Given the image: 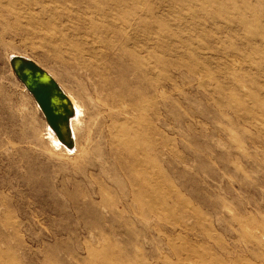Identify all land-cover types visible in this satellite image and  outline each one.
<instances>
[{"label":"rangeland","instance_id":"obj_1","mask_svg":"<svg viewBox=\"0 0 264 264\" xmlns=\"http://www.w3.org/2000/svg\"><path fill=\"white\" fill-rule=\"evenodd\" d=\"M24 1L0 0V264H264V0H147L156 77L118 107L27 37ZM15 54L83 105L76 152L51 144Z\"/></svg>","mask_w":264,"mask_h":264},{"label":"bare ground","instance_id":"obj_2","mask_svg":"<svg viewBox=\"0 0 264 264\" xmlns=\"http://www.w3.org/2000/svg\"><path fill=\"white\" fill-rule=\"evenodd\" d=\"M22 4L25 5V11L31 14L25 25L27 37L31 40L39 39L44 49H47L48 55H53L56 59L75 68L74 73L77 78H81L83 73H88L89 76L96 79L99 87L108 93L113 107L120 105L126 92L128 93L130 85L136 84L138 88L152 86L159 61L157 43H154L153 52L148 54L153 63L152 67H148L146 62L149 61V58L144 55V59H140L143 48L138 44L141 41L136 40L139 33L145 34L148 29L155 39L157 38V21L149 17L150 12L147 11L149 2L147 4V0H26ZM34 11L36 13L32 14ZM150 47L148 46L149 49ZM19 59L34 63L46 75L43 77L44 79H40V76L36 75L34 77L37 80H34L29 73L26 76L30 82L48 87L45 80L50 77L65 95V101L61 103L63 101L56 98L54 92L51 93L53 103H61L55 108L57 112H64L65 103L69 107L67 120L60 126V135L50 126L40 105L19 79L16 72ZM8 61L12 75L24 90L31 94L37 110L43 115L44 126L51 144L55 149L63 150L69 154L76 152L79 145L78 135L83 130L86 117L83 105L63 88L54 74L32 57L15 54L10 56ZM132 75L133 79L128 80V76ZM118 88L122 90L124 96L117 94L115 90ZM97 99L100 100V98ZM59 116L61 117V115ZM142 128L144 129V127Z\"/></svg>","mask_w":264,"mask_h":264},{"label":"water","instance_id":"obj_3","mask_svg":"<svg viewBox=\"0 0 264 264\" xmlns=\"http://www.w3.org/2000/svg\"><path fill=\"white\" fill-rule=\"evenodd\" d=\"M28 67V69H27ZM17 75L19 79L26 85L30 93L34 96L35 100L40 105L46 120L50 124V126L53 128V130L60 135L61 133V124H64L67 120V115L69 112V107H67V104L65 103V107H63V113H59L55 110L58 105L61 103H64L65 95L59 90L56 82L50 79V77H47L45 80V83L48 84V87H42L38 86L37 84L30 82L27 79V74L31 73L34 80H37L36 75L40 76V79H44L43 77H46L45 73L40 69L37 65H35L32 62L25 61L22 59H19V62L17 64ZM55 94L56 98H60L63 102L59 104H54L52 101V95L51 93ZM61 115V117L59 116Z\"/></svg>","mask_w":264,"mask_h":264}]
</instances>
